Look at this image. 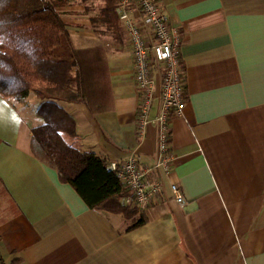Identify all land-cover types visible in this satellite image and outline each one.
Here are the masks:
<instances>
[{
    "label": "crops",
    "instance_id": "1",
    "mask_svg": "<svg viewBox=\"0 0 264 264\" xmlns=\"http://www.w3.org/2000/svg\"><path fill=\"white\" fill-rule=\"evenodd\" d=\"M157 2L177 31L185 104L170 122L171 170L155 174L161 193L130 219L89 208L31 151L41 101L0 96V264H264V0ZM101 7L59 9L73 47L96 49L86 100L60 103L74 120L64 139L109 164L135 155L153 166L156 127L136 133L130 41L118 16L99 21Z\"/></svg>",
    "mask_w": 264,
    "mask_h": 264
},
{
    "label": "trees",
    "instance_id": "2",
    "mask_svg": "<svg viewBox=\"0 0 264 264\" xmlns=\"http://www.w3.org/2000/svg\"><path fill=\"white\" fill-rule=\"evenodd\" d=\"M67 2L0 0V96L19 103L30 95L39 99L36 115L42 124L31 131L35 157L55 169L59 180L71 185L89 208L130 219L138 215L137 207L124 202L128 190L109 163L64 139L75 135L74 120L60 103L86 100L96 58L94 48L73 47L59 11ZM101 2L99 21L113 23L118 0ZM143 222L140 214L133 227Z\"/></svg>",
    "mask_w": 264,
    "mask_h": 264
},
{
    "label": "built area",
    "instance_id": "3",
    "mask_svg": "<svg viewBox=\"0 0 264 264\" xmlns=\"http://www.w3.org/2000/svg\"><path fill=\"white\" fill-rule=\"evenodd\" d=\"M132 0H118L117 16L129 38L133 59V78L137 91L136 133L143 138L152 123L156 127V160L153 166L140 162L137 156L109 164L126 187L129 197L139 211L145 210L162 191L158 170L168 174L174 156L169 147L170 122L181 117L184 109L183 75L179 69L178 35L166 15L161 13L157 0H135L141 21L131 19ZM147 30L150 37L147 35ZM160 75V106L151 118L155 77ZM173 200L183 206L185 200L176 184L170 185Z\"/></svg>",
    "mask_w": 264,
    "mask_h": 264
}]
</instances>
